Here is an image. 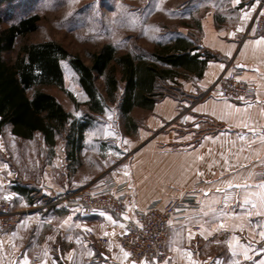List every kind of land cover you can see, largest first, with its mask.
Here are the masks:
<instances>
[{
    "label": "crops",
    "instance_id": "1",
    "mask_svg": "<svg viewBox=\"0 0 264 264\" xmlns=\"http://www.w3.org/2000/svg\"><path fill=\"white\" fill-rule=\"evenodd\" d=\"M263 3L264 0H241L236 5L234 0H213L211 5L196 7L198 42H194L189 33L181 37L194 42L197 50L192 54L200 55V61L207 56L212 58L200 78L188 74L191 79L181 81L184 96H168L155 105L154 116L147 125L156 131L165 127V132L140 136L132 161L113 173V180L128 185L127 206L122 217L90 210L77 201H65L56 209L45 208L49 203H44L46 201L34 204L27 201L20 208L19 224L1 237L0 264L21 261L25 253L30 264L35 261L42 264L43 260H47V264H126L117 243L125 224L135 222L155 201L166 202L184 194L194 197L197 206L170 223L166 244L168 264L227 262L233 259L228 246L235 247L237 241L241 252L248 243L256 250L249 251L247 260L243 255L237 257L240 264H259L264 260L260 252L264 246L256 235L259 231L256 225H264V216L255 215V211L264 209L258 206L252 210L250 205L242 203L245 195L257 202L249 194L253 190L244 193L241 189L227 188L230 180L240 182L237 173L247 177L252 172L248 183H257L264 171V143L260 139L264 125V52L254 50L255 46L248 43L258 38L244 39L254 17L264 12ZM245 11L251 18L243 22L244 30L237 32ZM230 65L239 71L240 80L250 86L251 98L234 101L218 94L205 96ZM242 119L255 128L258 135L253 136L245 129ZM238 134L245 135L246 139L239 140ZM241 164L247 168L240 167ZM217 188L223 191L217 192ZM68 189L67 184L58 185L56 194H66L70 192ZM125 215L129 219H125ZM66 220L68 225H64ZM25 221L27 227L22 224ZM221 223L224 228L208 234ZM197 227L199 230H195ZM188 229L194 234L191 239ZM87 232H93L97 238H109L110 244L100 246L87 237ZM58 239L61 245L57 244ZM45 249L47 257L43 255ZM186 252L192 253L191 259ZM69 256L73 259L69 260Z\"/></svg>",
    "mask_w": 264,
    "mask_h": 264
},
{
    "label": "rangeland",
    "instance_id": "2",
    "mask_svg": "<svg viewBox=\"0 0 264 264\" xmlns=\"http://www.w3.org/2000/svg\"><path fill=\"white\" fill-rule=\"evenodd\" d=\"M212 1L12 0L0 5L1 30L34 15L40 17V22L36 32L18 40L14 53L7 55L6 59L15 60L25 45L56 42L71 57H78L88 66L92 65L94 55L106 46L113 47L117 56L129 54L155 62L156 53L184 34L189 33L194 42H198L199 14L196 7L211 5ZM61 67L64 88L46 87L44 90L53 95L73 118L84 120L89 114L88 97L69 60L62 61ZM116 69L120 80V68L117 66ZM181 73L182 78L178 81L159 84L165 95L181 98V81L191 79L188 74ZM123 86L120 85L118 95L111 100L105 78H97L96 87L105 111L92 115L79 164L68 162L64 136L51 149L41 135H36L33 140H23L13 136L10 129L4 130L0 136V201L10 203L12 212L19 215V219L22 218L20 208L28 200L18 195L15 187L35 191L32 196L35 201L54 203L70 193L113 179L114 172L132 161L140 136L165 132V127L150 130L147 124L154 113L143 109L134 110L131 114L133 124L128 127L126 117L118 109ZM32 94L30 92V96ZM65 184L69 185L70 192L57 195V186ZM6 196L10 198L4 199ZM51 209H56V205ZM56 242L61 245L59 239Z\"/></svg>",
    "mask_w": 264,
    "mask_h": 264
},
{
    "label": "trees",
    "instance_id": "3",
    "mask_svg": "<svg viewBox=\"0 0 264 264\" xmlns=\"http://www.w3.org/2000/svg\"><path fill=\"white\" fill-rule=\"evenodd\" d=\"M10 1L0 0V5ZM2 22L0 17V136L7 128L13 136L23 140H33L36 135H41L51 149L64 136L67 159L72 164L80 163L92 115L105 111L96 87L97 78H105L111 100L118 95L120 85H124L118 109L126 117L129 127L133 124L131 114L134 110L152 111L158 102L169 96L163 93L160 83L182 78L181 71L200 78L206 63L212 58L207 56L200 61V55L192 54L197 50L194 42L178 37L156 53L155 62L129 54L117 56L113 47L106 46L94 55L92 65L88 66L78 57H71L56 42L25 45L15 60H7L6 56L14 53L20 38L37 31L40 17H27L4 30H1ZM68 60L88 97L86 106L89 114L84 120L73 118L53 95L44 90L46 87L64 88L61 62ZM117 66L120 68V80L116 75ZM30 92H33L32 96ZM180 94L184 96L182 89ZM69 96L76 103L74 97ZM14 191L34 204L32 196L35 191L27 187H15Z\"/></svg>",
    "mask_w": 264,
    "mask_h": 264
},
{
    "label": "built area",
    "instance_id": "4",
    "mask_svg": "<svg viewBox=\"0 0 264 264\" xmlns=\"http://www.w3.org/2000/svg\"><path fill=\"white\" fill-rule=\"evenodd\" d=\"M261 13L264 12H259L254 17L244 39L264 36V15ZM239 77V71L230 65L205 96L218 94L223 99L234 101L250 99L251 88ZM261 133L264 135V125L261 128ZM127 200L128 185L108 179L70 193L64 199L47 204L45 208H52L65 201H77L90 210H101L122 217L126 211ZM196 206V199L188 194L166 202L158 200L152 203L144 213L139 214L135 222H127L122 234L117 239L118 245L131 254L125 263L147 262L152 264L155 261L156 264H163L168 258L166 244L170 223ZM12 210L13 207L10 203L4 200L0 201V241L3 234L11 232L21 221L19 215ZM195 230H199V228L197 227ZM86 235L88 238L94 239L100 246L107 247L110 244V239L107 237L97 238L93 232H87ZM260 245L264 246V241H261Z\"/></svg>",
    "mask_w": 264,
    "mask_h": 264
},
{
    "label": "snow or ice",
    "instance_id": "5",
    "mask_svg": "<svg viewBox=\"0 0 264 264\" xmlns=\"http://www.w3.org/2000/svg\"><path fill=\"white\" fill-rule=\"evenodd\" d=\"M234 3L236 5H239L241 3V0H234ZM122 7V6H121ZM261 15H264V13H261ZM250 14L245 11L243 13V15L240 17L241 20V26L239 28H237V32H242L244 30V26H243V22L247 21L248 19H250ZM157 31L159 30L158 28L156 29ZM254 32V30H252ZM233 35H235L233 33ZM248 43H251L255 46L254 50H259L264 52V36L259 37L258 39H255L253 41H249ZM245 46L247 47V44H245ZM221 67H223L221 65ZM237 67H244L243 65H237ZM256 71H258V69H256ZM240 99H243V97H240ZM237 112H239V109H237ZM242 126L247 129L248 131L252 132L253 136L258 135V133L256 132L255 128H252L248 125V123L246 121H244L243 119L241 120ZM238 139L241 141H244L246 139L245 135L243 134H238ZM250 139V138H249ZM261 142L264 143V135H262L260 137ZM125 143H127V141H125ZM241 151H243V149H241ZM225 163H227V161H225ZM6 167V166H5ZM240 167L242 168H247V165H243L241 164ZM11 174V173H9ZM125 175H127V173H125ZM198 175H203L202 173H198ZM237 175L240 178V182H232L231 180L227 183V188L228 189H241L243 190L244 193H248V190L251 189L253 190L251 193H249L254 200H256L257 202H252L251 200L248 199V195H245L242 203L246 204V205H250V208L252 210H256L258 208V206L261 209H264V174H261V179L259 182L257 183H248V180H251L253 177V173L249 172L247 177L241 176L239 173H237ZM208 183H211L210 181H208ZM217 192L219 191H223V189L221 188H217L216 189ZM205 195H207V193H205ZM227 195V194H226ZM10 197H4V199H9ZM132 207L135 208V203L132 204ZM131 210V209H129ZM179 211V209H178ZM253 213L250 211L248 212V215L251 216ZM101 215H103V213H101ZM255 215L257 216H264V211H255ZM125 219H129L128 216L125 215L124 217ZM70 219V218H69ZM109 220H112L111 216H108ZM113 223H116L115 221H113ZM138 223V222H137ZM24 227H27V222H22ZM69 221L66 220L64 221V225H68ZM76 227H80L79 225H76ZM121 227H123V225H121ZM224 228V224L221 223L216 227L212 228V231H210L208 234L211 235L213 231H219L220 229ZM256 228L259 229V231L256 233V235H258L260 237L261 241H264V225H256ZM85 231H91L90 229H85ZM189 232V239L192 238V236L194 235L193 233H191V230L188 229ZM114 234V233H113ZM127 234V233H124ZM105 235H108L107 233H105ZM51 239V238H49ZM259 242V241H258ZM219 243V241H218ZM13 247H15V245H13ZM231 249V257H233V259L227 261V262H221V261H217L216 264H240L239 259H236L237 257L243 255L244 259L247 260L249 259V251H256L255 249H252L251 247V243H248L246 246L243 247V251H239L240 249V244L239 241H237L236 246L233 247V245H229L228 246ZM120 251L123 253V258L127 259L131 254L127 251H125L123 248L120 249ZM260 252L262 254H264V248L260 249ZM44 257H47V250H44ZM89 255H92V253H89ZM185 255H187L189 257V259H191L192 253L190 252H186ZM69 260H72L73 257L69 256L68 257ZM13 264H30L29 258L27 253H25L23 255V258L21 261H13ZM42 264H47V260H43ZM133 264H135V262H133ZM141 264H147V262H141ZM152 264H156L155 261L152 262ZM164 264H168V261H165ZM191 264H196L195 261H191ZM259 264H264V260H261L259 262Z\"/></svg>",
    "mask_w": 264,
    "mask_h": 264
}]
</instances>
